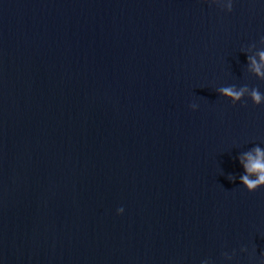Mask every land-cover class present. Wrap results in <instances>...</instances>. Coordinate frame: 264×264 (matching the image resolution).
I'll return each instance as SVG.
<instances>
[{
  "label": "water",
  "instance_id": "95a60500",
  "mask_svg": "<svg viewBox=\"0 0 264 264\" xmlns=\"http://www.w3.org/2000/svg\"><path fill=\"white\" fill-rule=\"evenodd\" d=\"M225 5L0 0V264H264V103L216 92L264 94V0Z\"/></svg>",
  "mask_w": 264,
  "mask_h": 264
},
{
  "label": "clouds",
  "instance_id": "9594fccd",
  "mask_svg": "<svg viewBox=\"0 0 264 264\" xmlns=\"http://www.w3.org/2000/svg\"><path fill=\"white\" fill-rule=\"evenodd\" d=\"M211 2L218 5L219 0H211ZM222 9L231 12L233 10V0H226V5ZM259 44L264 45V36L260 37ZM250 46L255 47L256 44L253 43ZM257 56L259 59L247 55V61L251 62L255 76L264 80V69H262L261 64V62H264V49H258ZM216 92L219 95L228 98L233 105L237 102L246 105L247 101L244 100L245 96L249 97L255 105H261L264 103V94H262L257 87L249 88L247 85L240 87H237L236 85L221 86L216 89ZM190 107L195 110L199 105L192 103L190 104ZM237 158L243 168V173L239 176L240 183L245 186L249 192H254L261 186H264V148L259 145H254L247 151L240 153ZM226 178L232 182H235L237 179V177L231 173L228 174ZM123 212V207L117 209V214H122ZM246 250V248L241 249V251ZM224 255L227 259H232L227 253ZM201 264H212V262L206 259L203 260Z\"/></svg>",
  "mask_w": 264,
  "mask_h": 264
}]
</instances>
